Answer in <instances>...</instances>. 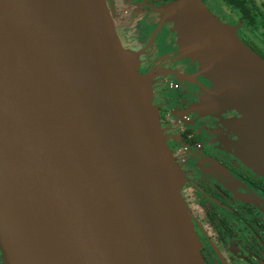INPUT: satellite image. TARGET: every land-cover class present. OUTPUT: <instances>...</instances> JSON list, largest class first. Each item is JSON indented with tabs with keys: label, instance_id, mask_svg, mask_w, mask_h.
<instances>
[{
	"label": "water",
	"instance_id": "95a60500",
	"mask_svg": "<svg viewBox=\"0 0 264 264\" xmlns=\"http://www.w3.org/2000/svg\"><path fill=\"white\" fill-rule=\"evenodd\" d=\"M160 12L264 174V60L203 0ZM107 0H0L5 264H204L152 79ZM212 100L213 104L209 101Z\"/></svg>",
	"mask_w": 264,
	"mask_h": 264
},
{
	"label": "flooded vegetation",
	"instance_id": "af4514ba",
	"mask_svg": "<svg viewBox=\"0 0 264 264\" xmlns=\"http://www.w3.org/2000/svg\"><path fill=\"white\" fill-rule=\"evenodd\" d=\"M120 1L107 0L114 23L118 13L128 15L134 11L137 15L126 21L125 27L130 30L136 22L144 21L142 31L150 35L147 46L149 50L155 48L154 52L144 53L143 62L152 60L149 74L158 80L154 84L158 91L154 104L159 107L161 127L167 126L171 135V141L165 135L167 144L185 176L182 197L201 243L204 264H264V174L237 149L240 135L226 120L239 117L238 112L220 110L214 104L202 105V100L211 94L212 82L203 75L197 61L184 55L172 24L160 12L174 0H127L122 12ZM203 1L220 17L209 0ZM225 1L237 15L232 26L243 24L237 30L239 38L264 60V2L258 6L254 0L253 18L257 23L252 24ZM119 17L125 21V17ZM152 24L155 29L149 28ZM165 26L168 31L162 32ZM245 26L250 31L258 29L257 44L261 46L254 47L240 33ZM166 43H173L175 48L160 53V46ZM190 82L198 92L189 87ZM0 264H5L1 250Z\"/></svg>",
	"mask_w": 264,
	"mask_h": 264
},
{
	"label": "rangeland",
	"instance_id": "374dc122",
	"mask_svg": "<svg viewBox=\"0 0 264 264\" xmlns=\"http://www.w3.org/2000/svg\"><path fill=\"white\" fill-rule=\"evenodd\" d=\"M263 2H264V0H256V3H257L258 6H259V4L261 5ZM127 3H128L127 0H121L119 2L118 6H119V10H121V12L123 11L124 6ZM209 4L213 8L215 13H217L221 18H223L225 21L230 23L231 26H232V24H233L232 22L236 18L237 15L234 13V10L231 11V10L228 9L229 7L227 6L225 0H209ZM262 10L264 11V7L263 6H262ZM136 15L137 14H135L134 11H132L128 15H119V13H118L116 18H115V25H116V28H117V31H118V34H119V37H120V39L122 41L123 46L125 48H128V49L136 51L137 54L139 55L140 62H141V65L139 66V71L144 77H150L152 79V81H153L152 87H153V91H154V94H155V100H156L158 91H157L156 85L154 86V84L158 80H155L156 77L152 78L151 74H149V72L150 71L152 72V70H153V65L151 63L152 60H151V58H147L146 59V64L143 62L144 61V56H145L144 53L151 48L150 46H147V43H146V39L147 38L149 39L150 35L148 34V32L142 31V29L144 27L143 26L144 21L136 22L135 25H133V27L130 28V30L125 27L126 21H129L131 17L136 16ZM119 16L125 17V21H122ZM234 26H236L237 29L240 30L239 26H243V24L240 23V24H237V25H234ZM167 27L165 26L162 29V32L168 31ZM258 27H260V26H258ZM149 28L150 29H155L156 26H154L152 24L151 26H149ZM244 29L245 30H241L240 33H242L246 38H248L246 40L248 42H250L254 47H256L257 45L261 46L260 44H257L258 43L257 37H258V34H259L258 29L254 30V31H250V28H248V27L246 28V26H245ZM246 30H248V31H246ZM146 33H147L148 37H146ZM130 34H131V39H130ZM133 37H134V40H132ZM173 48H175L173 43L171 45H168V43H166V44H163L162 46H160L159 52L161 53V52H164V51H170ZM149 51H153L154 52L155 48H152ZM171 78H173V76H171ZM198 79L201 81V78H198ZM192 86H193L194 89H196L197 92L199 91L198 88H196V85H194V84H192L190 82L189 87H192ZM209 101L213 104L212 100H209ZM216 107L221 110V107H218L217 105H216ZM162 127L164 129V132H165V135L167 136L168 141H171V135L168 132V127L165 126V125H163Z\"/></svg>",
	"mask_w": 264,
	"mask_h": 264
},
{
	"label": "trees",
	"instance_id": "16d2710c",
	"mask_svg": "<svg viewBox=\"0 0 264 264\" xmlns=\"http://www.w3.org/2000/svg\"><path fill=\"white\" fill-rule=\"evenodd\" d=\"M232 7L238 11L246 20L252 24H256L255 18H253V8L255 7L254 0H228ZM253 49H255L253 47Z\"/></svg>",
	"mask_w": 264,
	"mask_h": 264
}]
</instances>
